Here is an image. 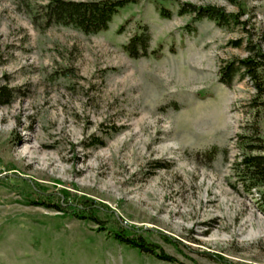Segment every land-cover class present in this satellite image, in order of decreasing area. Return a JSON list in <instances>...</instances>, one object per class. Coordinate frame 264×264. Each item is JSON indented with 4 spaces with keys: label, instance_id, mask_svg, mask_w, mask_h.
<instances>
[{
    "label": "rangeland",
    "instance_id": "374dc122",
    "mask_svg": "<svg viewBox=\"0 0 264 264\" xmlns=\"http://www.w3.org/2000/svg\"><path fill=\"white\" fill-rule=\"evenodd\" d=\"M45 5L0 0V264H264V187L236 172L264 157V96L222 71L264 54V0H136L94 35L47 25ZM85 204L175 262L75 218Z\"/></svg>",
    "mask_w": 264,
    "mask_h": 264
},
{
    "label": "trees",
    "instance_id": "16d2710c",
    "mask_svg": "<svg viewBox=\"0 0 264 264\" xmlns=\"http://www.w3.org/2000/svg\"><path fill=\"white\" fill-rule=\"evenodd\" d=\"M136 0H103L91 2H74L68 0H46L44 8V18L47 25H56L71 27L85 35H94L107 30L112 18L126 6L135 3ZM180 14H194L193 22H198L202 18H208L216 22L219 26L227 27L233 18L223 13L220 9L212 7L194 8L187 6L179 10ZM160 14L163 17H169L170 14L161 9ZM149 36L146 28H142V33L135 34L129 42L123 47V50L134 59L146 57L148 49ZM223 81L226 84L231 82L232 78L240 71L249 78L256 93V98L264 96V54L260 50H252L249 56L242 60L228 63L222 70ZM238 180L247 192L252 189L264 187V157L251 156L243 158L236 164ZM50 204V203H49ZM81 207L82 212L72 213L75 218L93 222L100 231H105L116 242L129 248L137 249L139 252L152 255L156 259L168 263H174L175 260L158 250V248L148 243L141 235L131 233L117 221L116 226L109 225V221L100 219L97 216L96 207L85 204ZM47 209L61 210L60 207L47 203ZM113 224V223H112Z\"/></svg>",
    "mask_w": 264,
    "mask_h": 264
}]
</instances>
